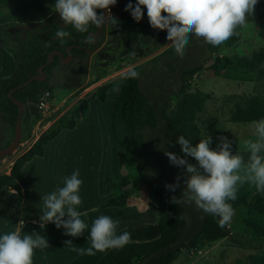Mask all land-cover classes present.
<instances>
[{
    "label": "trees",
    "instance_id": "1",
    "mask_svg": "<svg viewBox=\"0 0 264 264\" xmlns=\"http://www.w3.org/2000/svg\"><path fill=\"white\" fill-rule=\"evenodd\" d=\"M50 1L55 3V0ZM128 3L129 0H125L124 5L126 6ZM131 3L135 5L136 0H131ZM52 8L55 7L52 6ZM46 10L47 7L44 6L43 0H0V27L2 29L9 27V20H16L27 25L33 22H36L37 25L45 23L42 28L29 26L28 35L19 44V50L10 48L9 52L3 50L0 53V111L4 120L11 126L15 124L18 107L8 96L9 90L33 77L38 66L47 61L50 51L59 50L64 53L66 46L79 43V40L84 39L89 31H95L97 28V26L90 24L88 32L81 33L72 25L61 26L53 18H45ZM143 11V18H146V8H143ZM18 13L24 14L25 17L17 16ZM30 14L32 15L29 16ZM164 14L162 13V15ZM124 18L125 20H133L132 16L128 14H124ZM60 27H64L70 33V36L64 38L63 42L55 35ZM82 42L80 44H83ZM199 42L201 43L199 44ZM220 49L221 45L212 46L193 35L190 36L183 57L176 54L172 44L160 55L132 67L139 73L138 78H124V75L119 78L121 85L111 108L108 136L111 176L113 179L117 178L132 157L130 145H128L127 138L123 134L126 129V107L130 95L135 92L155 117L154 124L143 123L139 128L140 139L145 147V158L139 169V175L156 192L157 197H159L158 205L162 206L158 212L159 236L145 242H130L122 249H110L100 258L98 264H170L180 254L181 249L198 251L203 246L212 245L231 235L230 225L220 227L217 223L218 217L205 214L191 204L185 206L171 202L172 197L179 198L181 196V189L184 187L182 181L187 174L182 167L173 165L165 155V151L183 155L177 143V137L180 135L190 140L193 145V139L202 136L198 118L209 96L202 91L189 90L187 82L202 69L204 63L210 62L209 67L216 76L221 75L222 71L225 70L239 69L253 72L258 79H264V67L262 66L264 48L252 52L250 56H213V54H218ZM74 51L78 52V49H74ZM163 54L167 55L168 59L162 64L159 62V57ZM57 59L58 57H55L52 62L44 67L46 74L50 73ZM163 68L166 70L163 74L166 75H161ZM146 72L152 74L151 80L148 77L146 78L148 81L145 79L144 73ZM154 75L164 78L172 84L177 83V86L175 89H168V92L164 94L163 91L166 90V86L159 90L160 81H156ZM150 85L151 89L149 88ZM112 86L110 83L98 86L94 97L99 102L104 103ZM46 91H49L51 96L53 95V87L47 79L43 81L32 79L28 84L16 88L11 96L21 101L38 103ZM167 94H173L172 98ZM88 103L87 99H82L70 111L68 110L58 117L54 121L55 126L46 130L36 143L15 161L11 174L0 176V191L5 187H13L21 191L22 185L24 188L23 197L26 199L31 188L21 173L22 165L35 156H42L45 146L62 129H73L76 125V119L85 116ZM229 118L232 122L242 123L264 118V94H252L236 101ZM26 122L25 138L30 136L31 132V124L28 118H26ZM158 123H160L159 128H157ZM218 143L219 139H212L211 146L215 148ZM156 147L158 153L163 156L162 160L167 170L172 167L170 172L176 173L169 174L170 179H166V183L163 182L162 178L159 179L162 180L160 182L163 185L174 184L177 176L181 178V185L176 188L175 194L167 193L162 188H160L161 192H158L155 187L150 185L149 181L153 184L156 183V178L149 173L148 167L151 158L150 153L152 155ZM233 151L242 154L247 161L249 153L240 149H233ZM189 160L195 163L191 161L190 157ZM123 199V196H112L105 200L102 206H124ZM19 200L21 201V199ZM229 203L234 210L244 207L246 225H251L255 230L253 236L245 244L255 241L264 245V194L257 192L254 185L246 182L239 186L237 198L229 201ZM187 225H190L189 229ZM172 243H176V245L166 250L165 248ZM239 243L245 245L244 242ZM262 251L249 254L244 264H264V250Z\"/></svg>",
    "mask_w": 264,
    "mask_h": 264
},
{
    "label": "rangeland",
    "instance_id": "2",
    "mask_svg": "<svg viewBox=\"0 0 264 264\" xmlns=\"http://www.w3.org/2000/svg\"><path fill=\"white\" fill-rule=\"evenodd\" d=\"M43 1L44 6L47 7L44 14L45 18L51 17L57 22L60 21L61 26H64L59 14L55 12V8H52L54 3L50 0ZM263 2L264 0H258L253 16L251 14L248 15L247 18L253 19L250 21L247 20L246 25L242 26L243 32L241 35H238L236 31L237 34L233 35L227 42L222 44L220 52L218 54H213V56H250L252 52L264 48ZM31 15L32 14L29 16ZM17 16L25 17L24 14L20 13H18ZM115 20L116 24H113L111 21L109 28L111 25L112 28H116L117 30L113 31L110 36L107 48L101 51L103 54L102 57L107 58V60H102L100 64L97 63V57L93 62L89 60L88 64L90 65L87 68L88 75L87 78H85L86 80L82 81L84 75H82L79 70L78 72L70 74V70H68L67 73L62 72L58 75L57 71H62L61 66L65 63L63 62L64 60L59 57V61L56 65L57 70L56 72L52 71V75L54 76L49 82L53 87V95L51 97L54 98L52 107L55 110L51 117H43L42 114L30 117V136L34 132L36 137L38 136V140L46 130L51 126H55L54 121L58 117L64 112L70 111V109L82 99H87L89 101L87 112L84 117L76 119V125L73 129H62L58 135L50 140L47 146H45L42 156H35L22 165L20 169L21 173L32 191L30 197L28 196L29 199L28 197L24 199V188L21 185V191L13 187H5L2 189L0 191V202L15 201L16 204L17 201V211L27 199L29 202L32 201L38 204L39 201L42 200V197H40V188L44 191V186L42 185L44 180L46 182L51 181L52 184L58 183L56 187H50V191L47 192L50 193L57 187H63L61 186L63 183L61 181L67 176L66 174H71L73 170L78 168L82 176H84V174H99L97 179L98 182L101 183L105 181V187L102 189V193L104 194L109 192L110 185L112 188V196L123 195L122 193L125 191L128 194L130 193L128 198L136 202L141 210L150 211L144 212L145 215L143 220H148V222L151 223V218L155 219V222L157 218L158 222V212L162 207L158 205L159 197L157 198L155 195L156 192L153 191L152 187L142 180L139 175V169L143 165L145 158V147L140 139L139 128L143 123L154 124L155 117L137 93L133 92L128 100L126 107L127 118L125 121L126 129L123 134L127 138L128 145H130L132 157L122 169L121 174L115 179H113L112 176L109 177V174H111L110 144L107 145V142L112 102L117 93L113 91L114 86L117 84H119V86L121 85L119 78L122 77L129 68L134 67L135 64L143 60L145 61L151 58L157 53V49L170 41L166 39V30L153 29L149 22L144 23L141 20L137 22L134 19L125 20L117 17ZM34 23L37 25L36 22H33L30 23L29 26H33ZM20 25L26 26L27 24H22L16 20H9L8 29H2L0 27V45L4 44L5 46L17 49L18 40L26 37L29 30L28 27L20 28ZM37 26V28H42L44 25ZM167 59L168 56L163 54L159 57V62L163 64ZM209 64L210 62L204 63L202 69L193 75L190 81L187 82L189 90L202 91L209 96L198 118V122L202 129V136L200 137L206 138L207 135L211 136L212 139H219V137L222 136L227 137L232 141L233 149L243 150L242 142L245 139H254L251 128L252 122H232L229 118L230 113L231 110L234 109L236 101L252 94H264V79H258L253 72L239 69L225 70L222 71L221 75L216 76L213 70L210 69ZM262 66L264 67V63ZM75 67L79 68V66ZM154 78H156V81H160L159 90L163 86H166V90L163 91L164 94L168 92V89H175V86H177V83L172 84L164 78L155 77V75ZM105 83H110L113 86L110 88L105 102L101 103L94 97V93L98 86ZM149 88L151 89V85ZM167 95L172 98L173 94ZM57 106H60L58 110H56ZM90 123L100 125L99 130L95 132L96 135L98 134L95 138L105 141V149L107 151L106 159L101 156L98 160L99 162L97 161V157H93V160L92 158L90 159V156L79 155L78 153L80 152V147L77 146L83 145V142L85 143L87 139H90L87 136L92 132L86 130ZM82 127L84 129H82ZM201 138H194V145ZM76 140L81 141L77 146H73V144H76ZM36 141L34 143H36ZM21 144L22 145H20L17 150L7 154V157L0 162V176L2 174L10 175L15 161L32 147L30 142L28 145H25L24 141H22ZM81 149H83V146ZM150 157V161L148 162L149 173L156 178V183L158 182L157 184H153L149 181L150 185L155 187L158 192H161L159 188H163L166 189L167 192L174 194L173 191L162 186L160 182L162 180H159L162 178L164 180L163 182L166 183V179H170L169 174L175 173L170 172L172 167L167 170L162 160L163 156L158 153L157 147L152 155L150 153ZM174 181L176 182V179ZM118 192L121 194H117ZM100 196L101 195L96 194V197ZM8 198H11V201H9ZM93 198H95V194ZM19 199H21V201ZM131 202L132 201H130V203ZM81 206L82 204L79 205L77 209ZM25 207L23 212L34 211L38 213L41 209V207H29L28 204H26ZM244 213V207L235 210V215L230 223L231 235L227 238L221 239L212 245L203 246L198 251L181 249L180 254L170 264H244L249 254L260 253L264 250L263 244L260 245L255 241H250L249 244H245L246 241L253 236L255 230L251 225H246L247 222L244 220ZM34 223H38V220L34 221ZM156 226L144 225L143 229L151 231L158 227ZM49 230V237L52 241H55L56 244L51 242V245L55 247L54 249L52 248V250L49 248L48 260L53 259L54 256L58 258L57 262L60 260L62 261L59 262L60 264H71L69 262H73L72 248L66 250L70 244L64 243L62 245L60 239L56 236L61 233L66 239L67 235H65V230L63 228L58 229L56 226L49 228ZM129 233L131 234V240L133 239L136 242H141L143 238L152 235L148 233V236H143L142 231H140L138 227L130 229ZM84 236L79 237V239L71 236H69V238L72 243H76V247L86 248L87 239L83 240ZM239 242H244L245 245H241ZM52 264L55 263L52 262Z\"/></svg>",
    "mask_w": 264,
    "mask_h": 264
},
{
    "label": "clouds",
    "instance_id": "3",
    "mask_svg": "<svg viewBox=\"0 0 264 264\" xmlns=\"http://www.w3.org/2000/svg\"><path fill=\"white\" fill-rule=\"evenodd\" d=\"M117 0H55V12L59 14L63 25H72L77 31L87 33L89 25L101 27L109 18L103 12L110 13V6ZM258 0H136L129 3L125 11H130L132 18L139 22L146 8L148 22L153 29L166 30V39L171 41L178 56L183 57L189 44L190 36L202 39L212 46H220L236 35L238 27L245 26L249 14L253 16ZM143 6V8H142ZM162 13H165L162 15ZM116 24L114 17H110ZM63 39L70 36L64 27L55 33ZM86 43L94 42V35L86 37ZM135 68H129L124 78H138ZM120 90L119 84L113 91ZM254 139H245L242 148L249 153L247 161L240 153H234L232 141L219 137V143L212 147V138L207 135L193 145L183 135L177 137L182 156L165 151L169 161L182 167L186 174L184 187L179 198L172 197L174 204H191L205 214L218 217L220 227L230 225L235 215L229 201L237 198L239 186L250 183L257 192L264 194V118L251 123ZM194 161L195 163L190 162ZM79 169L73 170L63 178V187L42 196L43 207L40 215V228L49 222L65 230V235L79 237L88 225L77 207L82 204L79 195L83 181L79 178ZM181 178L177 176L174 184L165 187L175 191L180 187ZM67 216V219L64 217ZM119 220L109 215H100L93 220L90 229V246L73 247L72 251L81 255H95L110 249H122L131 242V234L124 231L117 234ZM25 221L21 218L14 230L0 235V264H33L35 249H47L45 236L32 231L24 233ZM23 233V234H22ZM65 244H72L71 240Z\"/></svg>",
    "mask_w": 264,
    "mask_h": 264
},
{
    "label": "crops",
    "instance_id": "4",
    "mask_svg": "<svg viewBox=\"0 0 264 264\" xmlns=\"http://www.w3.org/2000/svg\"><path fill=\"white\" fill-rule=\"evenodd\" d=\"M252 19L253 18H247V20H249V21ZM236 31L238 32V35H241V33L243 32L242 27H238L236 29ZM171 45H172L171 41L169 43L163 45L162 47H160L159 49L156 50L157 53L154 56L160 55L166 48H168ZM154 56H152V57H154ZM151 58H149V59H151ZM149 59H147V60H149ZM147 60H145V61H147ZM145 61L143 60L140 63H143ZM137 64H139V63H137ZM137 64H135V65H137ZM112 105H113V102H112ZM88 125H89V127L86 130H89L92 132L90 135L88 134L89 136H87L90 139L86 140V142H87V143L85 142L86 144L83 142L82 143L83 145H81V146L78 145V143L81 140H79V141L76 140V144H73V146L78 145L77 147H80L79 148L80 152H78L79 155L90 156V159L92 158L93 160H94L93 157H95V158L97 157V161L101 158V156H102V158L106 159V152L107 151L105 149V141H101V139L95 138L98 135V134L96 135L95 132L99 130L100 125L99 124L94 125L93 123L92 124L90 123ZM82 129H84V128L82 127ZM108 144H109V140L107 142V145ZM82 146H83V149H81ZM108 151H109V147H108ZM90 161H92V160H90ZM108 165H109V163H108ZM97 169H99V168H97ZM66 175L69 176L70 174H66ZM98 177H99V174H84V176H82V174H80V176H79V178L83 181V183L80 187V191H79V195L82 199V206L79 207L77 210L80 211L81 213H87L86 216H83V215L81 216V219H83L85 221V223L88 225V229H85L83 234L81 235V236L85 235L83 240L87 239L86 240V248L89 247L90 243H91L90 239H88L89 235H90L88 233H90V229H91L93 220L100 215H109L113 219L119 220V225L117 227V234H120L124 231L129 232L130 229L138 227L140 229V231H142L143 236L144 235L148 236V233L152 234L151 236H149L147 238H143L141 240V242L142 241L145 242L146 240L151 239V238H155V237L157 238L159 236V229L156 226L157 218H156V222H155V219L151 218L150 219L151 223H149L148 220H143L144 215H145L144 212H150V211L141 210V208L139 206H137L136 202H134L133 200H130L128 198L130 193L128 194L125 191L122 193L123 195H119V196H123V198H124L123 201L126 202L124 206H119V205L109 206V207H103L102 206V204L105 202V200L112 197V195H111L112 188L110 185L109 186V188H110L109 192H107L106 194L102 193V189L105 187V181L99 183L97 180ZM109 177H111V174H109ZM110 180H111V178H110ZM61 182H63V181H61ZM57 184L58 183L52 184L51 181L46 182L44 180L42 182V185L44 186V191H42V189L40 188V191H41L40 197L47 194V192L50 191L51 186L56 187ZM61 186H63V183L61 184ZM162 186H165V185L162 184ZM122 189H123V187H122ZM164 190H166V189H164ZM173 192L175 194V192H177V189H175V191H173ZM31 194H32V191H30L29 197ZM94 194H95V198H93ZM96 194H99L101 196L96 197ZM117 194H121V193L118 192ZM29 197H28V199H29ZM8 199H9V201H11V198H8ZM28 199H27V201H25L21 205V207L19 208L18 211L16 209L17 201H16V204H15V201L14 202H12V201L11 202H0V235H3L6 232L14 230L16 223L22 218L25 221V227L23 229L24 233H31L32 231H35V232L45 236L46 239L48 240V243H49V247L47 249H44V250L35 249L34 250L33 264H52V262H54L55 264H60L59 262H62V261L60 260L59 262H57L58 258H56L54 256H53V259L48 260L49 248L52 250V248L54 249V247H55L54 245L53 246L51 245V242L55 243V241H52L51 238L49 237V235H50L49 234V231H50L49 228L55 227V224L53 225V223L49 222L45 225V227L43 229H40L39 228L40 215H42L43 201L40 200L39 203L36 204V202H34V203L32 201L29 202ZM129 200L132 202L130 203ZM26 204H28L29 207H32V206H34L35 208L41 207V209L38 211V213H35L34 211L23 212V210L26 208L25 207ZM64 219H67V216H65ZM36 220H38V223L35 224L34 221H36ZM50 225H53V226H50ZM144 225L156 226L157 228H155V230L146 231L145 229H143ZM56 236L60 239L62 245L65 243L66 240H70L69 236H67V238L65 239L61 233H60V235H56ZM81 236H79V237H81ZM79 237H76V238L79 239ZM132 240H131V242H136V241H134V240L132 241ZM73 247H76L75 242L70 244L66 250H70ZM107 251L96 252L95 255H91V256L86 255V254L81 255L75 251H72L73 262L71 261L69 263H71V264H98V261L100 260V258Z\"/></svg>",
    "mask_w": 264,
    "mask_h": 264
},
{
    "label": "flooded vegetation",
    "instance_id": "5",
    "mask_svg": "<svg viewBox=\"0 0 264 264\" xmlns=\"http://www.w3.org/2000/svg\"><path fill=\"white\" fill-rule=\"evenodd\" d=\"M121 1H122V3L120 4L121 7H126L124 5L125 0H121ZM97 11L98 12H101V10H97ZM124 14H127V13L126 12H122L121 13V17L119 19H121V18L125 19L124 18ZM107 15L109 16V18L107 19L105 25L103 26V30L96 37H94V42H92V43H86L85 41H86V37L89 34L94 33L96 30L95 31H89L86 34V36L84 37V39H80L79 40V43H75V44H71V45L66 46L64 53L61 52V51H59V50H52V51H58V52L62 53V57H60L59 55H54V58L55 57H58V59L56 60V64L52 68V70L50 71V73L49 74H46V78L45 79H42L41 81L47 79L48 82H50V78L52 79V77L54 76V75H52V71L56 72V70H57V66L56 65H57V63L59 61V57L62 60H64L63 62H65V63L61 66L62 67L61 68L62 71H57L58 72V75L61 74L62 72L67 73L68 70H70L69 74L70 73L78 72V70H79L82 73V75H84V79L82 81L86 80L85 78H87V75H88L87 74V68L90 65V64H88L89 63V60H92V62H93L95 60V58L97 57L98 59H96V60H97V63L98 64H100L102 60H107V58H103L102 57L103 54L101 53V51L104 48H107V46L109 44L108 43V40H109L110 36L112 35L113 31H116L117 30L116 28H112L111 25H110V28H109V24H111L110 23L111 22V18L110 17L112 16V17L116 18L115 17V13L113 11V8H111V6H110V13L107 12ZM59 23L61 25V22L60 21H59ZM43 25H44V23H43ZM8 28H5V29H8ZM23 39H21V40L19 39L18 40L19 41L18 42V48L17 49H14V50H19L20 49L19 48V44L21 43V41ZM81 42L83 44H80ZM200 43L201 42H199V44ZM69 46H72L71 49L69 50L70 55H68V53H67V47H69ZM198 46H195V47H198ZM10 48H13V47L5 46L4 44H1L0 45V53H2L3 50H6L7 52H9L10 51ZM74 49H78V52L74 51ZM68 57H70V58H68ZM75 66H79V68H77ZM164 72H166L165 68H163L161 75H166V74H163ZM151 75H152L151 73H149V74L147 72L144 73L145 79L148 77L151 80L152 79ZM150 83H151V81H150ZM21 102L24 105V109L22 111L21 121H20L22 135H21V137H20V139L18 141V145H17V147H16L15 150H17L20 147L22 141H24V139H25L24 132L26 130V123H27L26 122V118H28V121L30 123V117L37 116V115L41 114V112L37 108V103L32 102V101H28V102L21 101ZM17 115H18V113H17ZM16 120H17V118H16ZM159 127H160V123L157 124V128H159ZM15 132H16V121H15L14 126L9 125L4 120V116L2 115V112L0 111V149L6 147L8 144L11 143V141L13 140V138L15 136ZM6 157H7V155L1 157L0 158V162L3 159H5ZM187 226H188V229H189L190 228V225H187Z\"/></svg>",
    "mask_w": 264,
    "mask_h": 264
},
{
    "label": "water",
    "instance_id": "6",
    "mask_svg": "<svg viewBox=\"0 0 264 264\" xmlns=\"http://www.w3.org/2000/svg\"><path fill=\"white\" fill-rule=\"evenodd\" d=\"M121 3H122V1L118 0L115 5L111 6V8H113V11L115 13V17L120 18L122 12H126L127 14H129L131 16L130 11H125V7H121V5H120ZM101 12H103L105 15H107V12L105 10H101ZM106 21H105V23H106ZM141 21H143L144 23H147L148 22V17L142 18ZM105 23L101 27H97L96 31L94 33H92L94 35V37H96L103 30V26L105 25ZM19 27L20 28H22V27H28L29 28V25H26V26L25 25H20ZM32 27L36 28L38 26L34 24ZM71 47L72 46L67 47L68 55H70L69 50L71 49ZM54 55H59L60 57H62V53H60L58 51H50L48 53L47 61L45 63L41 64L40 66H38V68L36 70V75H34L30 79L26 80L23 84L17 86L16 88H20V87L28 84L30 82V80H32V79H36L38 81H41L42 79H45L46 78V73L44 72V67L46 65H48L54 59ZM16 88H13V89L9 90V92H8V96L11 98V100L18 107V115H17V120H16V132H15V136H14L13 140L11 141V143L8 144L6 147L0 149V158L5 156V155H7V154H9V153H11L12 151H14L16 149V147L18 145V141H19V139H20V137L22 135L20 121H21V115H22V111L24 109V105H23V103L20 100H18L16 98H13L11 96L12 92ZM175 245H176V243H172L169 246H167V248H165V249L169 250L170 248L174 247Z\"/></svg>",
    "mask_w": 264,
    "mask_h": 264
},
{
    "label": "built area",
    "instance_id": "7",
    "mask_svg": "<svg viewBox=\"0 0 264 264\" xmlns=\"http://www.w3.org/2000/svg\"><path fill=\"white\" fill-rule=\"evenodd\" d=\"M54 98L51 97L50 92L46 91L42 94L39 102L37 103V108L41 112L43 117H51L52 113L54 112V108L52 107ZM60 106L56 107V110H58ZM38 136L36 137V134L33 132L30 137H27L24 139V144L33 145V143L37 140ZM22 145V144H21Z\"/></svg>",
    "mask_w": 264,
    "mask_h": 264
}]
</instances>
